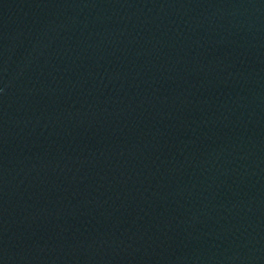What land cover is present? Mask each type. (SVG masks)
I'll return each instance as SVG.
<instances>
[{
	"label": "water",
	"instance_id": "1",
	"mask_svg": "<svg viewBox=\"0 0 264 264\" xmlns=\"http://www.w3.org/2000/svg\"><path fill=\"white\" fill-rule=\"evenodd\" d=\"M0 264H264V0H78Z\"/></svg>",
	"mask_w": 264,
	"mask_h": 264
}]
</instances>
